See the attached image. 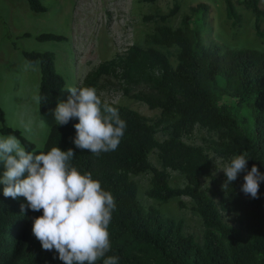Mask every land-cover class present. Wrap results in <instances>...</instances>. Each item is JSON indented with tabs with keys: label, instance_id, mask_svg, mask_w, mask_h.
<instances>
[{
	"label": "trees",
	"instance_id": "obj_1",
	"mask_svg": "<svg viewBox=\"0 0 264 264\" xmlns=\"http://www.w3.org/2000/svg\"><path fill=\"white\" fill-rule=\"evenodd\" d=\"M223 1L226 19L233 28L243 26L241 11H247L253 16L255 35L264 40L260 0ZM26 2L33 13L46 12L40 0ZM178 12L177 2L157 20L145 17L160 23L146 36L145 45H130L99 63L80 86L94 87L99 95L101 89L117 85L125 97L158 110V117L149 119L127 106L107 102L118 109L127 125L115 151L97 156L77 149L73 125L78 119L63 126L52 125L43 151L52 147L73 149L71 164L82 174L91 173L114 196L116 209L109 225L111 250L106 255L118 257V264H264V181L258 199L241 192L245 173L223 190L226 177L214 174L213 161L205 148L183 140L195 127L204 129L216 135L208 149L217 156L230 160L246 153L247 170L255 164L264 173V51L206 42L203 34L210 6L205 3L191 5L178 27L167 25ZM36 40L58 42L64 37L44 33ZM171 49L176 50L174 65ZM22 56L29 65L39 64L38 111L47 114L61 100L65 86L54 68V54L23 51ZM230 105L233 112H229ZM4 122L0 109V132L16 136L31 151L33 145L20 131ZM158 133L165 138L159 141ZM153 151L160 168L149 161ZM169 170L183 176V187L170 185ZM146 172L152 174L148 198L160 204L181 197L192 201V210L203 227L201 242L184 232L182 221L139 203L137 185L130 177ZM201 178L208 180L207 186H202ZM22 204L0 193V264H63L54 258L58 257L55 250H43L32 235L31 218L42 215V211L26 208L21 212ZM178 205L185 207L182 201ZM224 215H231L234 223H228Z\"/></svg>",
	"mask_w": 264,
	"mask_h": 264
},
{
	"label": "rangeland",
	"instance_id": "obj_2",
	"mask_svg": "<svg viewBox=\"0 0 264 264\" xmlns=\"http://www.w3.org/2000/svg\"><path fill=\"white\" fill-rule=\"evenodd\" d=\"M40 1L46 8L44 13L30 11L26 0H0V109L4 113V125L19 130L33 145L31 151L36 150V154H39V150L43 151L49 130L56 122L52 111L47 114L38 111L40 67L39 64L29 65L22 56L23 51L52 52L54 68L65 82L64 89L69 86L80 88L85 75L99 63L111 59L130 45H145L146 36L160 23L144 18L153 16L157 20L159 15L167 14L177 2L179 12L167 20V25L178 27L181 16L188 12L191 5L205 3L210 6L203 34L206 42L214 41L233 49L264 51V40L254 33L252 14L241 11L245 22L242 27L233 28L226 19L223 0H158L155 3L141 0ZM260 7L264 9V0H260ZM44 33L62 36L64 40H36L37 36ZM26 34L29 36L26 37ZM169 53L174 65L176 50L171 49ZM68 95L67 91H63L60 101L66 102ZM99 96L106 102L127 106L149 119H155L159 114L158 110H150L145 104L125 97L117 85L101 89ZM233 109V106L229 108V112H233ZM26 127L30 131H26ZM0 136L7 135L0 132ZM156 138L161 141L165 137L158 133ZM214 139L215 134L199 127L183 138L189 145L204 147L213 161L214 174L224 175L220 170L230 160L208 149V143ZM149 161L155 168H160L156 151L150 153ZM3 171V165L0 164V176ZM168 173L171 186H184L182 175L170 170ZM151 176V172H146L130 177L137 185L139 203L144 208L156 207L164 216L182 221L184 232L201 242L203 227L199 216L192 210V201L188 197H181L160 204L148 198L146 192L150 188ZM200 180L203 187L207 186V179ZM3 187L0 184V193ZM16 200L27 203L24 197H17ZM179 201L185 204L184 208L179 207ZM224 217L228 223H234L231 215Z\"/></svg>",
	"mask_w": 264,
	"mask_h": 264
},
{
	"label": "clouds",
	"instance_id": "obj_3",
	"mask_svg": "<svg viewBox=\"0 0 264 264\" xmlns=\"http://www.w3.org/2000/svg\"><path fill=\"white\" fill-rule=\"evenodd\" d=\"M63 91L70 95L66 102L58 100L52 114L60 126L78 119L73 125L75 147L97 156L115 151L127 127L118 109L102 102L94 87L69 86ZM74 156L73 149L63 151L59 147L36 154V150H26L16 136H0L3 195L24 197L27 203L21 205V212L26 208L42 211V215L31 218L32 235L43 250H55L58 257L54 258L63 264H118V257L106 255L111 250L109 225L116 209L114 196L91 173L82 174L73 166ZM246 156L235 155L223 164L220 171L226 180L222 189L245 173L241 192L258 199L264 173L255 164L247 170Z\"/></svg>",
	"mask_w": 264,
	"mask_h": 264
}]
</instances>
